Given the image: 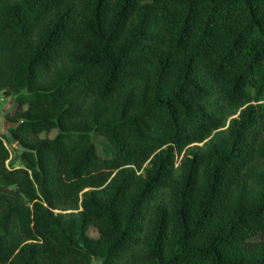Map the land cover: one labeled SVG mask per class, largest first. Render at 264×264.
<instances>
[{
  "label": "trees",
  "instance_id": "trees-1",
  "mask_svg": "<svg viewBox=\"0 0 264 264\" xmlns=\"http://www.w3.org/2000/svg\"><path fill=\"white\" fill-rule=\"evenodd\" d=\"M0 90V264H264V0H0Z\"/></svg>",
  "mask_w": 264,
  "mask_h": 264
},
{
  "label": "rangeland",
  "instance_id": "rangeland-1",
  "mask_svg": "<svg viewBox=\"0 0 264 264\" xmlns=\"http://www.w3.org/2000/svg\"><path fill=\"white\" fill-rule=\"evenodd\" d=\"M15 102L13 99V96L9 93L4 92L3 90H0V136L5 139L6 147L8 148L10 152V158L15 162L17 165H21V159L19 158V148L15 143H12L10 141L9 136V129L14 124L10 123L5 119V114L12 111L14 109ZM55 134V131L53 130L48 135L52 137ZM94 141L98 146V151L101 155H111L114 152L113 147L108 143L105 137L97 135L94 136ZM89 235L96 237L97 231L94 227L89 228ZM98 264V263H94Z\"/></svg>",
  "mask_w": 264,
  "mask_h": 264
}]
</instances>
